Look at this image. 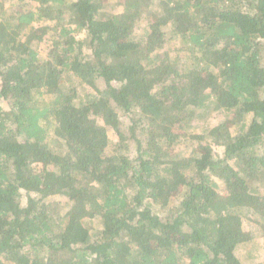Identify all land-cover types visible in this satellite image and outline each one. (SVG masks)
<instances>
[{"label": "trees", "instance_id": "trees-1", "mask_svg": "<svg viewBox=\"0 0 264 264\" xmlns=\"http://www.w3.org/2000/svg\"><path fill=\"white\" fill-rule=\"evenodd\" d=\"M243 216L264 0H0V264H258Z\"/></svg>", "mask_w": 264, "mask_h": 264}, {"label": "rangeland", "instance_id": "rangeland-1", "mask_svg": "<svg viewBox=\"0 0 264 264\" xmlns=\"http://www.w3.org/2000/svg\"><path fill=\"white\" fill-rule=\"evenodd\" d=\"M215 117L216 116H211L207 120V122H209V124L216 123L219 117ZM218 151L221 152L222 149L219 148ZM189 152V148L183 149L182 151H179V155L187 156ZM242 218L243 221L241 223V227L243 228V230L251 234L252 240L249 243H246L239 247V249L237 250V255L241 259L247 260L248 258H250V260L253 262H257L258 264H264V237L261 235L258 227L248 222L244 216ZM98 223H100V220L95 221L96 226H99Z\"/></svg>", "mask_w": 264, "mask_h": 264}]
</instances>
